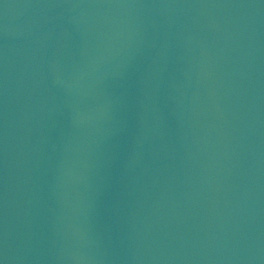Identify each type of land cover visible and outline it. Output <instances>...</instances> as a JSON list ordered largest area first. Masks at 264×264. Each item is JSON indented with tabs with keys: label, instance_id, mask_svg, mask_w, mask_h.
<instances>
[{
	"label": "water",
	"instance_id": "1",
	"mask_svg": "<svg viewBox=\"0 0 264 264\" xmlns=\"http://www.w3.org/2000/svg\"><path fill=\"white\" fill-rule=\"evenodd\" d=\"M0 264H264V0H0Z\"/></svg>",
	"mask_w": 264,
	"mask_h": 264
}]
</instances>
